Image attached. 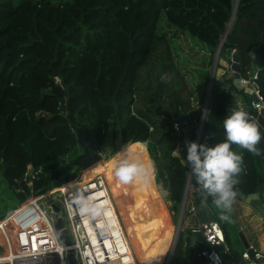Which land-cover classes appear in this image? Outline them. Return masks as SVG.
Segmentation results:
<instances>
[{"label": "trees", "instance_id": "16d2710c", "mask_svg": "<svg viewBox=\"0 0 264 264\" xmlns=\"http://www.w3.org/2000/svg\"><path fill=\"white\" fill-rule=\"evenodd\" d=\"M233 5L234 0H0V170L6 169L18 181L27 165L42 169L34 181V194L40 195L56 186L55 181L75 179L82 170L83 153L71 154L78 143L70 126L87 127L95 144L102 145L112 121L123 141L131 142L132 155L154 167L151 181L143 183L141 197L133 183L127 184L132 194L124 187L132 200L128 214L134 226L130 228L118 204L117 189L123 184L113 173L116 155L105 166L113 182L108 180V196L133 261L146 264L144 257L136 258L138 252L131 244V237L142 235L144 249L156 254L155 243L139 230L138 202L145 198V207L156 210L149 217L143 205L144 231L151 230L163 245H170V211H178L188 175L181 146L163 119L178 124L179 129L192 127L190 142L201 116V101L194 107L189 97L180 94L183 88L177 80L182 76L172 62L167 39L159 33V22L164 18L166 25L188 33L213 55ZM230 35L233 44L228 42ZM252 47L259 68L256 84L264 96V0H239L219 58L226 61V50H236L241 76L248 79ZM157 53L159 68L151 77L153 85L141 72ZM165 74L167 80L161 78ZM175 81L167 94L168 83ZM226 82L228 89L223 87ZM233 90L237 88L230 79L213 81L199 144L213 145L224 139L222 122ZM151 104L159 106L156 113L161 119L152 113ZM260 132V156L232 146L243 157V171L233 185L236 199V188L248 195L255 191L257 180L260 188L264 186L261 127ZM98 172L102 174L101 169ZM98 172L85 175L93 178ZM148 190L152 191L149 208ZM200 199L205 205L212 203L204 190ZM225 238L229 243L226 234ZM190 241L179 235L168 264H203L198 255L201 246L192 249Z\"/></svg>", "mask_w": 264, "mask_h": 264}, {"label": "built area", "instance_id": "2783aa9c", "mask_svg": "<svg viewBox=\"0 0 264 264\" xmlns=\"http://www.w3.org/2000/svg\"><path fill=\"white\" fill-rule=\"evenodd\" d=\"M256 79L257 72L248 79L242 77L239 83L255 95L250 105L251 109L259 111L264 104ZM175 128L179 130L178 124ZM70 129L76 133L74 127L70 126ZM39 172L29 164L23 179L14 180L15 189L25 199L2 219L5 223L0 227L4 239L0 243V264H68L69 249L73 250L76 264H135L101 176L87 181L75 178L35 195L34 181ZM197 185L202 191L199 183ZM29 199L31 201L26 202ZM81 201L94 210L83 211ZM186 201L183 217L190 218L195 215L196 208L186 205ZM262 203L264 205V192ZM52 204L59 207V212ZM58 218L67 220V225L63 222V229L71 234L69 246L60 239L59 230L55 228ZM192 230L200 231L210 246V250L202 248L198 253L204 264H226L222 254L229 256L231 248L221 223L206 221ZM240 257L241 264H259L264 259V249L250 245Z\"/></svg>", "mask_w": 264, "mask_h": 264}, {"label": "rangeland", "instance_id": "374dc122", "mask_svg": "<svg viewBox=\"0 0 264 264\" xmlns=\"http://www.w3.org/2000/svg\"><path fill=\"white\" fill-rule=\"evenodd\" d=\"M159 33H163V35L167 39V43H168V46L170 49L172 62L174 64L175 68L178 70L179 75L182 76L183 80L182 79L177 80L180 83V87L183 88L181 90L180 94H182V96L185 98L189 97L190 104L194 107L198 106V102L201 101V111H202V109L204 108V105H206V101H207L209 75L213 69V60H214L215 52L213 55H211L210 52L207 50V48L202 43H200L198 40L192 38L188 33H182V32L174 30V28H172V27H169L168 25H166L164 18H162L159 22ZM154 57L155 58L152 60V63L150 65H148L147 67H145L143 69V71L141 72L145 81L150 79L152 76H154L155 73L158 71L159 65H156L157 64L156 61H158V53L155 54ZM221 60H223V59L220 58L218 63H217L215 80H218L221 76H225V74H226V72H225L226 70H224V72H221V70L223 69L221 67V65H223V62ZM226 61L229 62L228 58ZM152 64H154V66H155L154 70H151L150 68H148V67H152ZM228 67H229V63H228V66L226 68L228 69ZM221 73H223V74H221ZM170 74H171V72H170ZM144 80H142L143 84H144ZM152 83L154 85L155 80L152 79ZM176 84H177L176 81L174 84H172V82L168 83V86L166 88L167 94H171V91L173 90V87ZM138 105L141 106L143 104L140 103ZM206 110H207V108H206ZM117 133L118 132L116 131L114 123L112 121H110L109 122V129L105 134L104 143L102 145H97L99 153L103 159L102 163L97 164L94 168L87 171V172H98V171H100V169L102 170V178L105 180L107 192H108V180H110L111 183H113V182H112L111 176L108 172V169H107V172H108V176H107V172L105 171V166L107 168V160L116 155V151L114 149L113 143H114V139H115ZM77 152L83 153L82 148L79 145L77 148H75L71 152V154L75 155ZM180 156H181V153H180ZM146 165L149 166L150 164L146 163ZM89 168H91V167H89ZM85 170L86 169L80 171L79 175L76 177L78 180L85 181L84 180L85 178H87V180L91 179L89 176L85 175ZM39 171L42 173V169H39ZM155 176H156V173H155ZM107 177H109V179ZM54 184H56V186H58L59 184H62V183H57V181H55ZM149 191L150 190H148L147 193H145L147 200H148V205H149L148 208L151 205L150 197L152 195V191L150 192V194H149ZM145 192H146V189H145ZM117 193H118V198L121 199L120 205H121V208L123 210L124 219H125L127 225L132 224V226H134V224H133L134 220L132 219V217L130 218V215L128 214V212H129L128 206L130 205V202L132 201L130 199V196L124 191V188H122V187L120 189H117ZM165 196L167 198L168 193H166ZM21 203H23V202H21L19 200L18 196L16 195V193L12 189L11 185L8 183L6 178H4L3 172L0 170V218L1 217H3V218L7 217ZM169 204L171 205V203H169ZM186 205H188L187 201H186ZM179 208H180V205H179ZM178 211H179V209H178ZM178 211H175V212L170 211L172 227H173V239L175 236L176 224L178 221ZM146 212L148 215L149 214L151 215L152 212L156 213V210L151 211V210H148L146 208ZM0 221H2V220H0ZM63 222L65 223V225H67L66 219H64ZM220 222H221V225L224 222H226V226H227L229 223V220H227V221L224 220V222L222 220ZM180 234L182 236H184V233L182 231L179 233V235ZM68 236L70 239V237H71L70 232H69ZM141 236L142 235L135 234L133 237H131V242L133 243L134 250L136 253L138 252V256L135 255L136 258L139 260L140 257H144L145 259H147L146 264H164L165 261L163 263L160 255H158V254L154 255L150 251H148L147 249L146 250L144 249V248H146V246L143 243ZM36 237H38V236L36 235ZM1 238H2V236H1ZM173 239H172V242H173ZM171 245H172V243H170V245L167 244L168 250H169ZM166 256H167V253L165 254V258H166ZM155 260L158 263H155Z\"/></svg>", "mask_w": 264, "mask_h": 264}, {"label": "clouds", "instance_id": "9594fccd", "mask_svg": "<svg viewBox=\"0 0 264 264\" xmlns=\"http://www.w3.org/2000/svg\"><path fill=\"white\" fill-rule=\"evenodd\" d=\"M161 78L168 79L166 74ZM222 126L224 139L220 142L213 145L188 142L185 160L206 197H211L212 203L221 212V218L227 221L236 196L233 188L235 178L243 171V157L232 150V146L260 156L262 151L257 145L262 135L259 125L246 111L236 106L229 108ZM176 154L180 155V152L176 151ZM112 167L116 180L121 184L134 181L149 183L153 178L154 167H149L139 155L133 156L126 149L117 152ZM81 203L83 211L94 210L86 202Z\"/></svg>", "mask_w": 264, "mask_h": 264}, {"label": "water", "instance_id": "95a60500", "mask_svg": "<svg viewBox=\"0 0 264 264\" xmlns=\"http://www.w3.org/2000/svg\"><path fill=\"white\" fill-rule=\"evenodd\" d=\"M238 3H239V0H234V5H233L231 17L229 19V22L225 28V31H224V33L220 39V42L216 48V51H215V56H214V60H213V69L209 75L207 101H206V105H204V108L201 111L200 121H199L198 128L196 130V137L194 139V142H197L198 144H199V138H200L201 131H202V125H203V122L205 119L206 108L208 105L207 102L209 101L211 87H212L213 81L215 80V73H216L217 63L220 59L219 57H220L221 48H222V46L226 40L227 34H228L230 27L232 25L233 19L235 17V13L237 11ZM228 42H230L232 44L234 43L233 35H230V37L228 38ZM254 50H255V47H252L249 51V55L251 56V59H250V63H249V71L247 73L248 77H252L255 72L259 71V68L255 64ZM225 56L230 61L229 67H228L227 71H225L226 72L225 76L220 77L218 79V81L223 82L224 80L231 79L232 83L241 92L250 94L251 97L253 99H255L256 97L252 93V91L250 89L244 88L239 83L242 76H241V69L239 66V60L237 57L236 50H231L230 48L227 49ZM259 95L262 97V101L264 104V96L262 95L261 92H259ZM158 108H159V106L157 104H151L150 105V109H151L152 113L158 119H161V116L157 115V113H156ZM245 111L249 114V117L253 118L257 122V124L262 129H264V108H261L259 111L253 110L251 108L248 110H245ZM163 122L168 126L169 133H171L178 140V142L181 146V150H182V153L184 156V160H185L186 159V145L189 142L190 135L192 133V127H189L187 129H179L178 131H176L175 124L168 122L165 119H163ZM179 123L180 124L184 123V119L181 115L179 117ZM76 138H77L78 145L82 148V151H83V158H82V163H81L82 164V170L93 166L95 163L99 162L102 159V156L99 153L98 147L95 144L94 136L89 131V129L87 127H77L76 128ZM130 143L131 142H124L123 138H122L121 131H118V133L114 139L113 146H114L115 151L117 152V151L125 148L126 146L130 145ZM3 174H4V177L6 178V180L8 181V183L11 185L14 192L16 193V195L18 196L19 200L21 202H23L25 198L19 191H17L15 189L14 179L12 178V176L8 173V171L6 169L3 171ZM191 181H192L193 185L195 186V192H193L192 195L196 196L195 205H196L197 213H198L201 221L206 222V221H216L217 220L216 216L207 208V206H205L204 204L201 203L200 196H201L202 191L198 187V185H197L198 182H197L195 176L191 173L190 166L188 165V175H187V179H186V185H185L183 197H182V200L180 203V208L178 211V221L176 224L175 236H174L170 251L168 253V256L166 257L164 264H168L172 255H173V250H174V247H175L178 235H179V230H180L181 222L183 219V210L185 208V200H186L187 193H188V186H189V183ZM235 181H236V179H235ZM235 184H236V182H235ZM236 191L239 195V198L242 201H244L245 203L249 204L264 219V205L260 201V198H259V180H257V187L255 188V191L251 194L244 195V194L240 193V190L238 188H236ZM48 201L50 202V200H48ZM52 208L55 211L59 212V207L57 205L52 204ZM63 227H64L63 220L61 218H58L56 223H55V228H56V230H59L60 239L65 243V245L69 246L71 244V241L68 237L67 231L65 229H63ZM236 230L239 231L238 226H236ZM190 234L195 238L196 242H198L199 244L202 245L203 249L210 250L209 244L207 242H205V240L202 236V233L200 231L191 230ZM239 237L241 239V242L243 244L244 249H247L248 248L247 242L245 241V239L243 238V236L241 234H239ZM222 256H223L226 264H238L235 261H233L232 259H230L228 255L222 254ZM68 264H76V260H75L74 253H73L72 249L68 250Z\"/></svg>", "mask_w": 264, "mask_h": 264}, {"label": "crops", "instance_id": "0c3cea01", "mask_svg": "<svg viewBox=\"0 0 264 264\" xmlns=\"http://www.w3.org/2000/svg\"><path fill=\"white\" fill-rule=\"evenodd\" d=\"M221 61L223 62V65H221V67L223 68L221 70V72H224V70L227 71L226 67L228 66V62L225 60H221ZM248 71H249V69H248ZM221 74H223V73H221ZM229 85H230L229 82H226V84L224 85V88L228 89ZM247 95H248L247 93L241 92L238 88H237V90H233L231 92V97L226 104L227 110H229V108L232 106L239 107V108L243 109L244 111L252 108L250 105V101L252 100L251 95L249 94L248 95L249 97ZM139 183H140V193H141V195H143V183L140 181H139ZM125 186H127V185L123 184L121 187L124 188ZM129 190H131V189H129ZM193 192H195V186L193 185V183L191 181L189 183V186H188V193H187L186 199L188 202V206L194 205L196 208V205H195L196 196L192 195ZM263 192H264V186H262L261 188L259 187V198H260L261 202H262V193ZM131 193H132V191H131ZM120 201H121V199L118 198V204H119L120 210L123 213V210H122L121 205H120ZM143 203H144V207H145L146 206L145 198H144ZM205 206H207V208L216 216V218L219 222L223 220L221 218L220 210L217 209L213 203H211L210 205H205ZM145 210H146V207H145ZM228 215L230 217L229 223L227 225L228 227L226 226V222H224V220H223L224 223L221 226L223 227L222 229L224 231V234L227 235L229 243H230V244L228 243L230 245V248H231L229 258L232 259L233 261H235L236 263L241 264L242 260H241L240 254L245 249L243 247V244L241 242L239 234H241L243 236V238L247 242L248 246L252 245L255 248L264 249V219L249 204L245 203L240 198H238V199L235 198L233 206H232V211ZM3 223H5V221H0V227H2L4 225ZM199 223H202V221H201V219L197 213V209H196L195 215H193L190 218H188V217L184 218L183 217L182 222H181L179 233L182 231L184 233L183 237L188 236L190 238L192 249H197L200 246L202 248V245L199 244L198 242H196L195 238L190 234V231L192 230V228L195 227L196 225H198ZM236 226L239 227V231L236 230ZM132 227L133 226H131L130 228H132ZM178 237H179V235H178ZM0 241L3 242V239L1 238V231H0ZM131 244H132V247L134 249L132 242H131ZM170 248H171V246H170ZM170 248L168 250L167 246L165 245V254L167 253V256H168V253L170 251ZM165 254L163 256L164 260H162V256L160 255L163 263L166 260ZM142 261H145V263H147V259H143ZM201 261L203 262L202 258H201ZM156 262L157 261H155V263ZM203 264H204V262H203ZM259 264H264V259Z\"/></svg>", "mask_w": 264, "mask_h": 264}, {"label": "bare ground", "instance_id": "6f19581e", "mask_svg": "<svg viewBox=\"0 0 264 264\" xmlns=\"http://www.w3.org/2000/svg\"><path fill=\"white\" fill-rule=\"evenodd\" d=\"M124 149H126L128 153H131V154H132L131 144L128 145V146H126L125 148H123V149L117 151V152H120V151H122V150H124ZM117 152H116V154H117ZM102 160H103V159H101V160H100L98 163H96L93 167L91 166V168H87V169L85 170V172H87V171H89L90 169L94 168L97 164L102 163ZM95 176H101V177H102V174H99V173H98V174H95L94 177H95ZM104 181H105V180H104ZM133 186H134V188H135V190H136V195H137L138 197H141L142 195H141V193H140V183H139V181H134V182H133ZM107 193H108V192H107ZM27 201H31V200L29 199V200H26V202H27ZM24 203H25V202H24ZM143 205H144L143 201L140 200V201L138 202L139 230H140L141 232L145 233V234L148 236V239L152 240V241L155 243V252H156V254L161 255V256H162V260H164V257H163V256H164V254H165V246L163 245V243H162V241L160 240V238H159V237H156L155 234L151 233V230L144 231V220H145V217H144V213H143ZM1 236H2V234H1ZM2 239H3V237H2ZM3 240H4V239H3Z\"/></svg>", "mask_w": 264, "mask_h": 264}]
</instances>
